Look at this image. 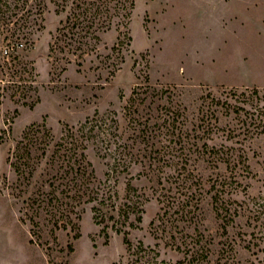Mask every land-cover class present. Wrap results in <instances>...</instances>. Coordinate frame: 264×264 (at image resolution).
I'll return each instance as SVG.
<instances>
[{"label": "rangeland", "instance_id": "rangeland-1", "mask_svg": "<svg viewBox=\"0 0 264 264\" xmlns=\"http://www.w3.org/2000/svg\"><path fill=\"white\" fill-rule=\"evenodd\" d=\"M126 3L120 10L126 15L119 13L109 29L79 48L61 44L50 51L66 13H56L49 1L41 15L14 10L2 24L1 32L7 27L21 36L10 48L14 62L0 61L7 62L0 72L7 85L0 96V264H134L122 233L112 228L109 214L117 216L116 210L97 223L92 203H85L63 226L54 222L49 204H33L35 189H47L54 179L46 163L52 146L47 156L39 155L33 173V145L24 137L33 124L48 128L54 141L68 131L78 134L96 183L115 193L116 205L128 181L145 193L141 222L123 228L134 247L142 242L157 253V264H172L179 255L151 225L161 208V186L149 180L152 169H190L199 178L193 185L197 195L202 189L199 211L207 226L215 222L214 190L206 192L215 178L225 180V197L242 206L264 198V0ZM135 92L139 98L132 103ZM103 122L113 130L110 149L96 127L89 130ZM195 122L215 125L205 133L198 128L197 141L232 152L229 165L198 151L189 158V150L187 161L173 162L179 152L173 141L183 135L189 142ZM143 125L148 129L140 130ZM123 144L129 145L122 152L126 170L125 164L114 166Z\"/></svg>", "mask_w": 264, "mask_h": 264}, {"label": "trees", "instance_id": "trees-1", "mask_svg": "<svg viewBox=\"0 0 264 264\" xmlns=\"http://www.w3.org/2000/svg\"><path fill=\"white\" fill-rule=\"evenodd\" d=\"M46 1L55 5L56 13H66L51 43V52L55 51L54 45H74L79 48L87 44L90 39H97L98 33L109 29L114 17L127 6V0H0V46L1 51L4 52V54L0 52V61L7 59L14 62L17 57L10 52V48L14 49V46L18 44L17 38L21 36L7 27L6 32H1L2 24H6L8 13L19 10L41 15ZM126 14L127 12L120 13L121 16ZM8 57L11 58L8 59ZM4 64L6 65L7 62L0 64V72ZM2 75H0V96H3V90H6L7 86L1 85L6 77ZM7 80L11 84L18 82L14 79ZM135 94L131 96L132 103L138 101V93L135 92ZM201 116L207 118L209 115L204 112ZM213 126L215 125L209 122L201 126L196 122L193 123L189 128V132L193 131L189 134V142L183 135L177 141H173L175 145L178 144L176 149L179 151L177 155L172 156L173 162L187 161L186 150H189V158L193 152L198 151L200 154L207 155L212 162H226L229 165L230 160L235 159L232 152L228 153L223 146L210 145L209 147L207 142L200 144L197 141L198 128L205 133L212 130ZM95 127L105 145L104 148L110 149L113 138L110 125L106 122L92 123L89 130L92 131ZM148 127L149 125H143L140 130H147ZM167 130L169 131V128ZM84 135L85 133L82 132L83 139ZM24 137L29 138L30 146L33 145V173L40 162V156H47L50 150L48 147L52 146L46 163L47 171L54 179L47 182V189H44V184L35 189L33 204H36L38 208H45V204H49L47 211L56 224L59 221L64 222L63 226H66L67 222H72L71 214L78 213L75 212L76 208L85 203H92L93 219L97 223L105 221L107 212L116 210L117 216L109 214V218L113 220L112 228L115 232L122 233L128 251L135 256L133 263L157 264V253L152 255L153 249L145 247L142 242L134 247L128 238V231L123 228L126 223L134 227L141 222L143 201L147 199L144 192H138L136 187L128 181L125 184L123 201L116 205L113 202L115 193L109 189L105 191L96 183L94 170L84 152L86 146L80 136L73 131H68L61 135L59 140L54 141L48 128L33 124L25 131ZM128 146L123 144L122 148L118 149L117 155H114V157L118 156L116 161L114 160L115 168L125 164L127 159L122 152L126 153ZM26 150L29 151V149ZM140 156V162L145 163L143 160L148 159V155L144 153ZM58 162L60 165L57 166ZM124 167L126 170L127 165L125 164ZM148 174H150L149 180L161 186L160 193L157 195L161 208L156 218L151 221V225L155 227L164 244L179 255L172 264H264V198L260 197V200L258 199L253 205L242 206L241 203L232 201L230 196L225 197V180L215 178L206 190V192L214 190L210 198L215 222L214 225L207 226L204 225V218L199 211L202 189H198L197 195L193 185L199 178H195L190 169L185 172L177 169L175 174L152 169ZM199 185V187L203 186L202 183ZM242 216L249 219L248 222L246 219L245 225L239 223V218Z\"/></svg>", "mask_w": 264, "mask_h": 264}]
</instances>
